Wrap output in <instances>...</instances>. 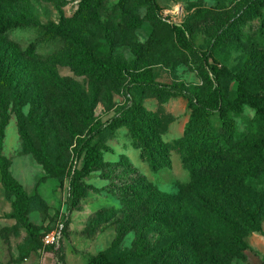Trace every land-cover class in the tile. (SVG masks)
Returning a JSON list of instances; mask_svg holds the SVG:
<instances>
[{"label":"rangeland","instance_id":"rangeland-1","mask_svg":"<svg viewBox=\"0 0 264 264\" xmlns=\"http://www.w3.org/2000/svg\"><path fill=\"white\" fill-rule=\"evenodd\" d=\"M80 2L23 0L0 8L6 17L25 22V27L9 32L7 41L18 43L22 51L31 45L36 49L23 73L13 67L5 69L13 80L0 88V125L7 118L1 154L27 192L28 218L36 235L31 238L13 216L16 199L0 180V264H87L100 253L126 264H260L264 257V166L246 183L221 178L237 212L255 215L262 230L261 234L245 231L250 248L247 259L224 256L222 261L201 248L179 245L180 238L197 236L200 231L202 220L193 214L192 201L163 216L159 213L160 222L147 220L155 208L140 200L139 191L134 196L124 190L127 183L140 178L133 187L176 195L180 185L190 181L189 172L177 152L171 154V169L152 172L140 159L125 126L94 139L108 166L83 179L84 190L72 211L68 192L69 173L84 166V156L77 153L78 141L89 138L96 124L109 123L132 98L161 120L164 142L183 136L191 114L187 100H159L138 88L128 94L129 79L119 69L147 70L160 84L189 90L201 87L205 74L215 82L216 68L227 92L242 87L260 97L264 0H99L85 14L79 13ZM184 24L190 28V49L183 50V55L167 53L162 42L169 41L173 26ZM57 29L72 31L79 43L56 34ZM248 67L251 71L242 81L241 72ZM255 114L245 106L235 118L239 137L232 146L248 137ZM211 126L225 137L218 113L212 116ZM221 142L228 145L225 138ZM238 159L234 153L221 157L229 164ZM125 165L133 171L124 172ZM201 205L205 211L211 208L204 202ZM60 222L65 226L59 246L45 247L43 237Z\"/></svg>","mask_w":264,"mask_h":264},{"label":"trees","instance_id":"trees-1","mask_svg":"<svg viewBox=\"0 0 264 264\" xmlns=\"http://www.w3.org/2000/svg\"><path fill=\"white\" fill-rule=\"evenodd\" d=\"M22 1L0 0V8L13 6ZM145 3H148L147 0ZM98 4L99 0H81L79 13H88ZM128 26L136 27V24L129 23ZM23 27H25V22L22 18L11 19L0 12V88L13 80V76L8 77L5 72L6 68L13 67L18 70V74L23 73L28 69V58H33L36 54L33 45L22 51L18 43L7 41L9 32ZM189 30L187 24L171 28L172 36L169 37V41L162 42L168 47L167 53L183 55V50L190 49L191 43L187 35ZM55 33L79 43L75 34L70 30L57 29ZM119 71L129 79L126 89L128 94H131L132 89L138 88L152 92L159 100L178 97L187 100L191 111L189 120L181 138L171 143L164 142L161 120L156 114L146 110L139 101L132 98L109 123L96 124V129L92 130L89 138L78 141L77 153L78 157L84 156V166L69 173V211L74 210L84 190L83 179L88 174L103 171L108 166L102 161L101 152L93 143L94 139L99 134L111 133L125 126L132 145L139 150L140 159L148 164L152 172L171 169L173 152L181 156L182 165L189 172L190 181L180 185L179 193L176 195L133 187V182L138 183L137 180L140 178L127 183L124 190L129 189L134 196L139 191L142 194L140 200L146 202L151 209L155 208L147 220L160 222L159 213L163 216L171 208L180 209L185 202L192 201L193 214L202 220L199 225L200 231L197 236L190 234L180 238L179 245L192 250L201 248L212 257L222 261H224V256L247 259V252L250 248L244 239L245 231L261 234V227L255 215L237 212L236 206L231 203L229 195L223 188L227 177L237 180V183H246L264 166V82L262 83L263 93L260 97H256L248 94L242 87L236 91L227 92L221 81L222 76L216 68L213 70L215 82L209 74H205L203 85L189 90L182 85L160 84L153 80L151 73L147 70L119 69ZM250 71L248 67L246 71L241 72L242 81ZM251 78L256 82L255 78ZM245 106L253 108L256 114L250 121L248 137H243L237 146H232L235 138L239 137L236 132L235 118L243 112ZM215 113H218L221 125L226 130L223 138L228 145L222 143L223 138L212 129L211 118ZM6 124L7 118H4L0 125V180L5 191L16 199L13 216L33 238L36 231L28 218L30 199L24 187L12 176L10 164L1 154ZM213 146L218 147L219 150L210 149ZM225 153L238 154L239 159L230 164L226 163L221 160ZM123 171L131 172L133 169L125 165ZM110 177L111 175L106 176V178ZM221 178H224L222 182ZM202 202L207 206L210 205L211 208L205 211L201 205ZM206 213L210 217H207ZM205 233H208L212 240ZM87 264H126V262L122 259L114 260L100 253L92 256ZM260 264H264V257Z\"/></svg>","mask_w":264,"mask_h":264},{"label":"built area","instance_id":"built-area-1","mask_svg":"<svg viewBox=\"0 0 264 264\" xmlns=\"http://www.w3.org/2000/svg\"><path fill=\"white\" fill-rule=\"evenodd\" d=\"M64 222H60L54 231L45 234L42 241L45 247L56 248L59 246L64 232Z\"/></svg>","mask_w":264,"mask_h":264}]
</instances>
